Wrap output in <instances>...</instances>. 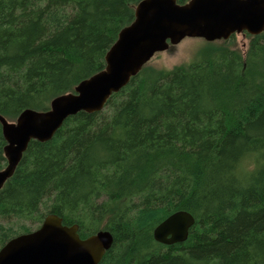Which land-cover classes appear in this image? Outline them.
Masks as SVG:
<instances>
[{
    "label": "trees",
    "instance_id": "16d2710c",
    "mask_svg": "<svg viewBox=\"0 0 264 264\" xmlns=\"http://www.w3.org/2000/svg\"><path fill=\"white\" fill-rule=\"evenodd\" d=\"M140 1L0 0V114L49 109L103 70ZM232 37L186 66H144L101 111L32 140L0 190V248L55 213L82 238L112 232L99 264H264V164L235 170L247 152L264 161V31L245 52ZM5 145L0 123V170ZM182 209L188 238L157 241Z\"/></svg>",
    "mask_w": 264,
    "mask_h": 264
},
{
    "label": "water",
    "instance_id": "95a60500",
    "mask_svg": "<svg viewBox=\"0 0 264 264\" xmlns=\"http://www.w3.org/2000/svg\"><path fill=\"white\" fill-rule=\"evenodd\" d=\"M264 31V0H141L134 20L123 27L107 51L105 68L82 80L74 92L54 97L49 109H24L16 120L0 114L7 165L0 170V190L11 178L32 140L48 141L64 121L80 111L104 109L108 99L127 85L158 52L187 37L207 41L236 33ZM196 219L178 210L161 221L154 238L167 245L185 241ZM109 230L86 238L78 224H64L48 214L36 229L18 234L0 248V264H99L113 244Z\"/></svg>",
    "mask_w": 264,
    "mask_h": 264
},
{
    "label": "rangeland",
    "instance_id": "374dc122",
    "mask_svg": "<svg viewBox=\"0 0 264 264\" xmlns=\"http://www.w3.org/2000/svg\"><path fill=\"white\" fill-rule=\"evenodd\" d=\"M231 39L233 40L231 43L228 42V46L245 52L251 35L247 32L236 33ZM224 40L226 39L207 41L199 37H187L177 44L170 45L168 49L156 53L145 66L153 69H172L177 66H186L209 47L226 45Z\"/></svg>",
    "mask_w": 264,
    "mask_h": 264
},
{
    "label": "clouds",
    "instance_id": "9594fccd",
    "mask_svg": "<svg viewBox=\"0 0 264 264\" xmlns=\"http://www.w3.org/2000/svg\"><path fill=\"white\" fill-rule=\"evenodd\" d=\"M264 164L260 159V154L256 152H247L242 154L235 162V170L242 178L254 176L258 168Z\"/></svg>",
    "mask_w": 264,
    "mask_h": 264
}]
</instances>
